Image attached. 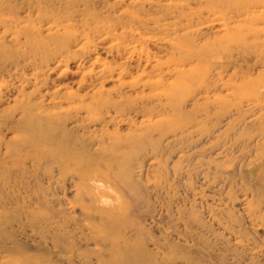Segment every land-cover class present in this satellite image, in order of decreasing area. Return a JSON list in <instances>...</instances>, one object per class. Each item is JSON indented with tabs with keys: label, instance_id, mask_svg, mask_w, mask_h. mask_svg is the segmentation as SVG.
Here are the masks:
<instances>
[{
	"label": "rangeland",
	"instance_id": "obj_1",
	"mask_svg": "<svg viewBox=\"0 0 264 264\" xmlns=\"http://www.w3.org/2000/svg\"><path fill=\"white\" fill-rule=\"evenodd\" d=\"M233 2L235 0H0V46L10 57L0 64V76L4 78L0 81L5 83L0 86L3 96L0 109L28 98L50 107L70 92L74 99L72 104L90 103L96 111L92 113L100 115L94 121L85 119L79 132L87 138L100 137L104 132L125 136L139 131L142 125L153 128L157 122L171 116V111L163 104L166 101L163 89L170 83L180 85L177 96L183 102L181 108L192 110L195 99L202 103L213 99L215 93L224 95L231 90L232 83L262 78L264 0L259 5L249 2L247 12L238 11L239 3ZM217 14L227 17L228 28L216 19ZM121 22L126 26L120 25ZM248 27L254 29L249 31ZM66 31L72 38L68 49L56 53L59 46L51 43L53 53L46 57L29 50L33 40L48 35L62 37ZM232 33L238 34L237 37L228 40L227 36ZM180 44L192 50L199 48L202 57L188 54V49L180 50ZM78 47L79 54L67 57ZM187 74L192 76L185 83L183 78ZM202 76L216 79L215 91L209 93V98L203 97L200 91ZM142 118L145 122H141ZM207 123L211 125L212 121ZM153 132L157 134L159 130ZM21 135V130H11L5 135L0 132L3 141ZM171 135L168 132L163 136L160 150L137 151L130 157L133 178L143 188L147 187L145 190L156 212L165 216L169 213L168 217L187 235L191 228L184 221L189 211L193 209L199 214L198 218L201 216L204 225L197 229L198 250L210 256L196 264H264V226L248 215L247 197L234 185L230 199L227 186L222 187L223 181H217L219 177L215 178L212 173L213 161L204 163L216 157L210 148L215 141L214 133L202 136L197 133L185 140H176L172 142L174 150H168L165 146L166 141L172 139ZM4 146V143L0 146L1 157ZM174 161L179 162L180 175L170 169ZM198 161L199 173L191 177L189 168ZM101 168L106 170L105 165ZM119 199L125 205L128 220L141 227V238L147 246H152L151 238L168 235L165 221L153 225L143 219V211L136 209L130 197L122 195ZM227 214H232L238 225L225 229L224 220H230ZM7 227L12 229L21 248L42 253L41 248L48 246L36 235L28 234L30 230H20L17 225ZM185 234L181 235L186 237ZM172 236L177 247H167L164 253L179 256L178 264H183L181 255L192 248L187 246L192 240L185 242L175 234ZM3 244L0 236V264L23 261L21 254L4 251ZM36 246L38 248H34Z\"/></svg>",
	"mask_w": 264,
	"mask_h": 264
},
{
	"label": "bare ground",
	"instance_id": "obj_2",
	"mask_svg": "<svg viewBox=\"0 0 264 264\" xmlns=\"http://www.w3.org/2000/svg\"><path fill=\"white\" fill-rule=\"evenodd\" d=\"M249 2L259 5L262 0H235L233 3H239L238 11L247 12ZM216 17L223 27L228 28L230 21L227 17L222 14ZM120 25L126 26L123 22ZM237 35L232 33L227 38L232 40ZM69 40L72 41L69 31L62 37H39L33 40L29 50L46 57L53 53L51 43L59 46L55 50L57 53L71 46ZM180 46L182 51L188 49L182 44ZM79 48L66 54L67 57L79 54ZM187 52L202 57L199 48L194 47ZM7 56L1 45L0 64L5 58L10 59ZM191 76L187 74L183 81L186 83ZM0 77L4 79L2 75ZM211 79L205 76L200 79L203 97L209 98V93L215 91L216 79ZM177 83H170L163 89L166 99L163 104L171 111V116L157 122L153 128L142 125L139 131L125 136L104 132L100 137L87 138L79 132L85 119L94 121L100 115L92 113L94 109L90 103L80 101L72 104L74 99L70 92L63 94L50 107L28 98L15 101L7 109H0V132L5 135L11 130H21L23 133L8 141L0 137V146L5 144L4 155L0 156V236L4 242L1 245L3 250L21 254L23 261L19 264H178L179 256L164 253L167 247H177L172 236L175 234L185 242L192 240L190 245L184 243L192 248L181 255L183 264L209 259L206 257L210 253L202 254L198 250L197 237L200 235L197 229L204 225L201 216L198 218L199 214L193 209L189 211L184 222L190 226L191 232L189 235L183 233L177 222L168 217L169 213L165 216L156 212L145 190L147 187L143 188L132 175L131 153L160 150L162 138L168 132L172 133V139L166 141L168 150L173 149L172 142L176 140L182 141L197 133L201 136L214 133L215 141L210 148L216 157L204 163L213 161L212 173L215 178L219 177L217 181H223L222 187L227 186L230 199L234 185L243 191L248 199V215L264 226V76L232 83L230 91L224 95L214 92L213 99L202 103L195 99L192 110L181 108L183 102L177 96L180 86ZM4 85L0 81V86ZM2 97L0 94V102ZM84 110L87 112L80 114ZM101 120L107 122L104 117ZM208 120L212 121L211 125H208ZM141 122H145V118ZM222 125L224 127L220 129ZM155 129L159 130L157 134L153 132ZM178 163L174 161L170 166L176 175L181 174ZM199 163L195 162L189 168L191 177L199 173ZM101 165H105L106 170H102ZM93 181L103 182L104 188H98ZM122 195L130 197L136 209L143 211L144 220L148 219L157 226L165 221L168 235L151 238L152 246H147L141 238V227L129 221L125 214V205L119 199ZM101 198H107L112 204L101 205ZM213 213L216 212L213 210ZM227 215L230 220H224L225 229L238 225L232 214ZM14 225L23 231L30 230L28 234L36 235L48 246L41 248L42 253L21 248L12 229L7 227Z\"/></svg>",
	"mask_w": 264,
	"mask_h": 264
},
{
	"label": "clouds",
	"instance_id": "obj_3",
	"mask_svg": "<svg viewBox=\"0 0 264 264\" xmlns=\"http://www.w3.org/2000/svg\"><path fill=\"white\" fill-rule=\"evenodd\" d=\"M93 183L96 184L98 188H104L103 182L93 181ZM100 203L103 206H110L112 204V201L108 200L107 198H101Z\"/></svg>",
	"mask_w": 264,
	"mask_h": 264
}]
</instances>
